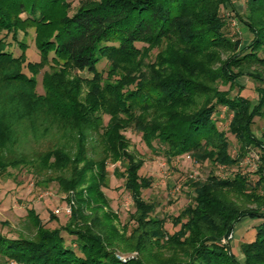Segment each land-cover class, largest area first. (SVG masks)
<instances>
[{"label":"trees","instance_id":"16d2710c","mask_svg":"<svg viewBox=\"0 0 264 264\" xmlns=\"http://www.w3.org/2000/svg\"><path fill=\"white\" fill-rule=\"evenodd\" d=\"M227 5L252 35L244 49L226 34ZM238 8L233 0H81L76 8L71 0H0V174L24 168L40 179L51 173L43 182L76 192L63 229L46 228L30 210L37 234L31 240L0 235L3 257L15 264H147L117 260L100 227L97 213L110 205L103 191L109 165L120 163L125 170L116 172L135 206L137 250L167 251L161 264H264V140L253 130L255 118H264V76L246 72L264 67V0H247L245 14ZM29 30L39 62L28 61V46L19 40ZM10 36L22 51L18 57L9 50ZM104 60L108 69L101 72ZM46 68L40 94L38 77ZM244 77L258 84L256 105L241 95ZM220 107L232 114L235 157L215 118ZM129 129L149 148L158 145L168 161L188 155L197 164L239 168L259 149L258 181L239 172L190 180L195 203L172 219L180 229L170 234L165 219L152 218L156 206L142 199L152 181L139 174ZM245 218L258 224L241 245L240 263L223 241ZM62 230L75 237L72 244Z\"/></svg>","mask_w":264,"mask_h":264},{"label":"rangeland","instance_id":"374dc122","mask_svg":"<svg viewBox=\"0 0 264 264\" xmlns=\"http://www.w3.org/2000/svg\"><path fill=\"white\" fill-rule=\"evenodd\" d=\"M71 1L76 8L81 0ZM233 2L239 6L238 10L240 13L245 14L247 0H233ZM222 16L227 22L226 34L236 40H240L242 43L241 49H244L252 40L251 33L238 20L236 13L231 10L229 5H227V9H222ZM19 40L28 46V61L39 62L40 54L35 45V31L29 30L28 35L20 32ZM7 42L10 44L9 50L16 57L20 56L22 51L18 44L13 41L12 36L7 38ZM156 54L157 51H154L153 57ZM107 69L108 63L105 60L98 65V70L101 72H105ZM47 70L46 68L38 77L39 85L37 90L40 94L44 93L42 78L44 72ZM25 72L28 73L27 70ZM246 72L252 74L260 72L264 76V67L253 65ZM78 74L86 78L92 77L87 72H79ZM241 84L246 86L241 95L253 101L256 105L257 93L255 87L258 84L246 77L241 79ZM222 90H228V87L222 86ZM237 92L238 90H235L233 94L236 95ZM215 118L217 119L219 129L227 132L231 142L230 153L235 157L239 145L235 137L229 133L232 114L228 113L225 108L220 107ZM108 120L109 117H105L106 124ZM253 130L258 139L264 140V118H255ZM125 136L131 142L130 152L137 161L142 163V168L139 172L140 176L152 181L151 188L142 189V199L156 206V211L151 216H153L152 218L159 217L165 219V227L170 234H174L180 229V227L173 225L172 219L177 217L183 209L195 203V193L188 187L190 180L204 181L212 174H216L221 178L233 177L234 174L239 172L250 175L255 183L258 181V176L254 172L257 171L260 164L257 161V157L261 154L259 149H252L249 153L251 158H245L239 168L237 166L225 168L211 163L197 164L188 155L168 161L162 151H160L158 145H155V149L149 148L143 142L141 134L129 129L125 132ZM47 145L48 142L45 143V147ZM41 148L42 150L44 149V147ZM116 169L120 174H123L125 170L120 163L109 165L108 187L104 188L103 191L109 199L110 205L97 213L101 220L100 227L104 228L111 242L107 246L108 252H113L117 260L122 263L140 258L147 264H161L164 259L168 258L169 253L167 251L155 248L154 251L146 253L137 250L135 247L136 242L132 239V229L136 225V220L131 218V215L135 213V206L130 194L125 189V179L118 176ZM50 176L54 177L55 175L49 173L37 179L24 168L8 169L6 173L0 174L1 236L7 239H33L37 234V229L34 221L28 217L30 210H34L45 227L50 230L63 229L68 224L72 214L69 215L67 209L70 207L69 205L71 207L75 206L74 198L76 192L66 193L60 188L57 181L43 182V179H48ZM241 222L235 226V230L231 233L230 236L232 238L230 240L228 238V240H224L223 242L230 243V247L237 256V260L243 263L244 257L241 245L253 239L258 221L245 218ZM241 227L244 228L243 233L238 231ZM62 236H64L68 245L72 244L75 239V237L68 235L64 230H62ZM0 264L15 263L10 262L0 254Z\"/></svg>","mask_w":264,"mask_h":264},{"label":"built area","instance_id":"2783aa9c","mask_svg":"<svg viewBox=\"0 0 264 264\" xmlns=\"http://www.w3.org/2000/svg\"><path fill=\"white\" fill-rule=\"evenodd\" d=\"M70 207L67 209V213L69 214V215H71L72 214V207H71V205H69ZM232 238V236H230L229 237V240Z\"/></svg>","mask_w":264,"mask_h":264},{"label":"crops","instance_id":"0c3cea01","mask_svg":"<svg viewBox=\"0 0 264 264\" xmlns=\"http://www.w3.org/2000/svg\"><path fill=\"white\" fill-rule=\"evenodd\" d=\"M241 224H242V222H241ZM240 225V224H239ZM245 228H247V227H245ZM240 233H243L244 232V228H240L239 230H238Z\"/></svg>","mask_w":264,"mask_h":264}]
</instances>
